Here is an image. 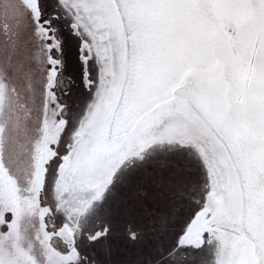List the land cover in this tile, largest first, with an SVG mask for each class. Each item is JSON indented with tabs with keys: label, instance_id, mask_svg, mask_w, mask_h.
Masks as SVG:
<instances>
[{
	"label": "snow or ice",
	"instance_id": "6c2138e0",
	"mask_svg": "<svg viewBox=\"0 0 264 264\" xmlns=\"http://www.w3.org/2000/svg\"><path fill=\"white\" fill-rule=\"evenodd\" d=\"M165 144L202 181L125 175ZM205 245L264 264V0H0V264Z\"/></svg>",
	"mask_w": 264,
	"mask_h": 264
},
{
	"label": "rangeland",
	"instance_id": "374dc122",
	"mask_svg": "<svg viewBox=\"0 0 264 264\" xmlns=\"http://www.w3.org/2000/svg\"><path fill=\"white\" fill-rule=\"evenodd\" d=\"M190 151L189 147L180 145L155 146L143 162L129 169L125 175H130L133 179H143L150 193L163 189V184L161 183L160 188H157V183L166 180L168 172L177 165L181 168L185 166L192 168L193 171L189 175L202 181V166L198 158L189 154ZM188 256L189 259L183 261V264H212L214 252L212 246L205 245L201 249L189 253Z\"/></svg>",
	"mask_w": 264,
	"mask_h": 264
}]
</instances>
